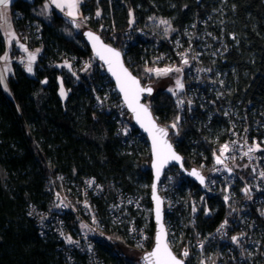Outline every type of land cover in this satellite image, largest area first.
Returning <instances> with one entry per match:
<instances>
[{
  "label": "trees",
  "instance_id": "obj_1",
  "mask_svg": "<svg viewBox=\"0 0 264 264\" xmlns=\"http://www.w3.org/2000/svg\"><path fill=\"white\" fill-rule=\"evenodd\" d=\"M169 1L162 27L149 22L151 0H81L79 27L55 9L40 16L46 0L12 2L15 32L38 57L31 73L12 61L0 83V264H140L133 254L152 248L149 145L87 28L143 85L162 82L147 69L188 61L176 94L146 96L185 167L207 180L175 167L162 180L173 250L187 264H264V0ZM224 143L259 149L221 168Z\"/></svg>",
  "mask_w": 264,
  "mask_h": 264
},
{
  "label": "snow or ice",
  "instance_id": "obj_2",
  "mask_svg": "<svg viewBox=\"0 0 264 264\" xmlns=\"http://www.w3.org/2000/svg\"><path fill=\"white\" fill-rule=\"evenodd\" d=\"M9 3V0H0V5H3L4 7H7ZM52 3L55 4L57 8H60L63 10V8L67 7L70 9L68 11V16L75 17L77 15V10L79 7L80 0H66V2H60V0H52ZM47 7V5H45ZM100 13H97V16H99ZM161 23H167V21H161ZM79 27V25H77ZM88 37L93 41V47H96L97 42H99V37L95 36L93 33L89 32L87 33ZM26 50V49H25ZM104 53H107L108 55L105 56ZM97 55L101 57V59H105L106 62L109 64V70L112 71V74L116 76L117 83L119 84L120 91L124 93V99L127 104V106L136 113L137 120L141 123L142 127H145L146 130H148L153 135V146L156 149V156H157V178L159 177L160 167L163 166L164 163H167L168 159H174V160H180V157L176 155L171 150V145L168 144L166 141H163L161 144V139L164 135H166L165 129H159L156 128L154 122H152L150 118V113L148 112V109L146 106L140 104V94L143 92H148L151 94L152 89L149 88H142L140 87V82L133 77L127 69H125L120 61V53L106 45L101 44L100 48L97 50ZM4 59H7V56L4 57ZM35 57L31 56L27 71L29 73L32 72V66H31V60H34ZM184 63L187 64V59L184 60ZM115 66V67H114ZM70 67V65H69ZM116 69H119L117 71ZM147 71L152 72L155 71L157 75H166L170 71H181V69H147ZM3 75L0 74V83L3 82ZM47 81H45L46 83ZM177 86L179 88H183V84L177 80ZM6 87V85H4ZM169 91H173L172 89H169ZM61 95L65 96L66 93L64 92L63 88L61 87ZM179 104H183V101H178ZM144 121H147V124L144 123ZM173 128L176 127V124L172 125ZM156 133H159L160 139H158ZM256 149H259V145H256ZM224 150H228V145H224ZM254 149L250 148L249 151H253ZM247 155V153H245ZM217 163H223V161L217 157ZM230 171V170H229ZM190 175L197 176L198 179H200L201 183L204 182V178L199 175V173L193 171L190 173ZM260 175L264 177V172H261ZM245 192H248L249 189H245ZM227 199V197H225ZM157 219L159 220V200L157 198ZM226 223V222H225ZM223 227V225H222ZM164 229L161 225V235L157 237V244L155 250L149 254V258L152 260V264H182L181 260H178L169 249L167 242L164 239ZM233 241H237L238 237H233ZM71 239L69 238V243H72ZM185 256H187V252L184 253Z\"/></svg>",
  "mask_w": 264,
  "mask_h": 264
},
{
  "label": "water",
  "instance_id": "obj_3",
  "mask_svg": "<svg viewBox=\"0 0 264 264\" xmlns=\"http://www.w3.org/2000/svg\"><path fill=\"white\" fill-rule=\"evenodd\" d=\"M198 4H201L203 2V0H196ZM93 33L95 36L99 37V42H97L96 47H93V41L88 37L87 33ZM82 37L84 39V42L86 43V45L89 47L94 59H96L101 65H103V67L105 68L106 74L108 75V77L110 78V80L114 83L115 86V90L118 93V95L121 98V101L123 102V104L125 105L126 110L128 111V113L131 116V120H132V124L134 125V127L139 131V133L146 139L148 145H149V149H150V155H151V162H150V169L152 172V181H151V185H150V192H149V197H150V202H151V206H152V222L154 225V230H153V245L152 248L149 252L145 253L143 255V257L145 258V260L147 261L148 264H152V260L151 258H149V254L152 253L155 248H156V244H157V237L161 235V225L163 226L164 229V239L167 242V245L169 247V249L171 250L172 254L178 259L182 261V264H187V260L179 257L177 255V253L173 250L172 246L169 243V232H168V228L166 225V215H165V203H164V199L160 193V184L165 176V174L167 173V171L172 168H178L180 169L190 180H192L193 182L204 186L206 183V177L201 173L200 170H198L197 168H191V169H187L184 165V158L182 157V155L180 153L177 152L175 146L171 143V141L169 140V133L168 130L164 127H162L158 121L156 120L153 111L151 109V106L149 105V103L146 102V96H152L155 93V88L153 86L150 85H143L141 79L139 77H137L130 69V67L127 65L125 59H124V55L122 53V51L120 49H118L117 47H115L114 45L104 41L102 39V37L95 31L87 28L82 32ZM106 45L116 51H118L120 53V61L123 65V67L125 69L128 70V72L135 77L139 82H140V87L142 88H151L152 92L151 94H149L148 92H143L140 94V104L144 105L147 107L148 112L150 113V118L152 120V122H154L156 128L159 129H165L166 130V135H164L161 139V144L163 141H166L168 144L171 145V150L180 157V160H174V159H168L167 163H164L162 167H160V172H159V177L157 178V167L155 165H157L158 161H157V156H156V149L153 146V135L152 133H150L148 130H146L145 127L141 126V123L137 120L136 118V113H134L126 104L125 99H124V93L120 91V87L119 84L117 83V79L116 76H114L112 74V71L109 70V64L106 62L105 59H101V57L99 55H97V50L100 48V45ZM105 56H107V53H104ZM115 67V66H114ZM117 71H119V69H116ZM145 124H147V121H144ZM158 139H160L159 137V133H156ZM193 171L199 173V175L201 177L204 178V182L201 183L200 179L197 178V176L195 175H190V173H192ZM157 198L159 200V220L157 219Z\"/></svg>",
  "mask_w": 264,
  "mask_h": 264
},
{
  "label": "rangeland",
  "instance_id": "obj_4",
  "mask_svg": "<svg viewBox=\"0 0 264 264\" xmlns=\"http://www.w3.org/2000/svg\"><path fill=\"white\" fill-rule=\"evenodd\" d=\"M151 1H152L153 6L155 7V9L158 11V15H152L149 18V22L151 24H153L154 26L162 27L163 23H161V21H166L165 20V17H166L165 13L172 8V5H171L169 0H151ZM80 4L81 3H79L77 15L75 17L68 16V14L65 12V15H67L69 18H72L74 21H76V23L78 25L82 24V21L80 20L81 19V13H80V6L81 5ZM51 7H52V5L51 6L47 5V7H45V8L50 10ZM67 11H70V9H67ZM39 15L42 16L45 20H49V16H50L49 12L46 13L42 9L40 11ZM8 16H10V15H8ZM7 19H8V17L5 14L4 8L3 9L0 8V26H1V29L3 30V32H4V29H3L2 25L4 27H7V23H8ZM8 34H9L8 38H5V36H4V38L6 39V42H9V45H10V42H11L10 37L12 36V33L10 32ZM16 35L18 37V40H17L18 46H17V48L14 47L15 51L13 50L11 53H9V52H7L8 51V48H7L5 55L0 58V68L2 69L3 77L5 78L4 81L6 80V75H8L12 71V61H16L21 66L25 65V69H27V67H28L31 56L35 57L34 60H31L32 69H33V65H35V63L37 61L38 49L32 50L31 48L28 47L26 40H23L20 36H18L19 34H16ZM5 56H7V59H4ZM155 74H156V72H155ZM157 76L162 78V82L155 87L156 89L164 87L168 91H169V89H172L173 91H170V92L173 94H176V92L179 89L176 82H177V80H179L181 82V79H182V75H181L180 71H178V72L177 71H170L166 75H157ZM133 256L138 257L139 254L136 253V254H133Z\"/></svg>",
  "mask_w": 264,
  "mask_h": 264
},
{
  "label": "built area",
  "instance_id": "obj_5",
  "mask_svg": "<svg viewBox=\"0 0 264 264\" xmlns=\"http://www.w3.org/2000/svg\"><path fill=\"white\" fill-rule=\"evenodd\" d=\"M33 26L37 27L38 24L35 22L32 24ZM196 25L195 24H192V28H195ZM139 32H141L139 30ZM122 51V50H121ZM123 55H124V52L122 51ZM23 68H25V65L22 66ZM167 69L171 68L170 66H166ZM180 69L183 71L186 69V65L183 64V65H180ZM139 135H141L139 133ZM142 136V135H141ZM225 145H228V143H224ZM223 150H224V145L222 146ZM252 148L254 149L253 151H249V149ZM256 150V145L255 144H249V143H243L241 146H240V151H242V153H239L237 154L236 152V148L232 147V146H229L228 145V150H226V152L229 153L228 157H226V159H223V163H221V168L225 167V168H232L233 165L237 164L236 161L237 159H246V158H249V156H251L253 154V152ZM245 153H247V155H245ZM206 183H207V180H206ZM205 183V185H206ZM204 185V186H205ZM161 188H163V184L161 182L160 184V193H161ZM164 199V198H163ZM164 203H167L166 200H164ZM61 208H63L64 210H67L69 211L70 209V204L69 203H63ZM168 212L172 211L171 208L169 207V210L167 209ZM165 212H166V208H165ZM167 225V224H166ZM85 228H87L91 233L95 234L97 233V229L95 227H91V226H88V225H84ZM167 228H168V232L170 231L169 230V226L167 225ZM140 245H143L142 243H140ZM151 250V249H150ZM149 252V251H148ZM147 253V252H145ZM144 253V254H145ZM144 254H139V256L137 257L138 258V261L140 264H148L147 261L145 260V258L143 257Z\"/></svg>",
  "mask_w": 264,
  "mask_h": 264
},
{
  "label": "crops",
  "instance_id": "obj_6",
  "mask_svg": "<svg viewBox=\"0 0 264 264\" xmlns=\"http://www.w3.org/2000/svg\"><path fill=\"white\" fill-rule=\"evenodd\" d=\"M14 0H9V3H8V5H7V7H4L3 5H0V8H4V11H5V14L7 15V17H8V19H7V21H8V23H7V27H4L3 25H2V27H3V29H4V32H3V30H2V32H3V35L5 36V38H8V33H12V36L10 37V39H11V42H10V45H9V42H6V48H8V51L7 52H9V53H11L12 51H13V49H14V47L15 48H17V46H18V44H17V40H18V37H17V33L15 32V29H14V26L12 25L13 24V22H12V18H11V4H12V2H13ZM26 1H32V0H26ZM60 2H66V0H60ZM80 3H81V1H80ZM48 5V6H51L52 5V7H51V9H55V10H57V11H59V12H61L62 14H64L65 15V12L66 13H68V11H67V7H65V8H63V10H61L60 8H57L56 6H55V4H53L52 3V0H46V3H45V5ZM81 5V4H80ZM50 9V10H51ZM50 10H48V9H46L45 8V6H44V8H43V11L44 12H46V13H48V12H50ZM8 15H10V16H8ZM67 18H69L67 15H65ZM71 20H73L72 18H70ZM6 30V31H5ZM9 31V32H8ZM11 46V47H10ZM4 56V55H3Z\"/></svg>",
  "mask_w": 264,
  "mask_h": 264
}]
</instances>
